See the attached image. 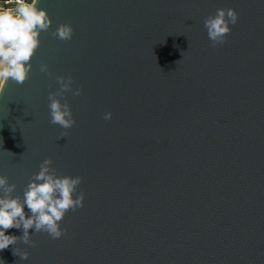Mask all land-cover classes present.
I'll return each instance as SVG.
<instances>
[{
  "label": "water",
  "instance_id": "95a60500",
  "mask_svg": "<svg viewBox=\"0 0 264 264\" xmlns=\"http://www.w3.org/2000/svg\"><path fill=\"white\" fill-rule=\"evenodd\" d=\"M37 7L51 26L29 78L0 94V176L22 198L50 159L57 176L81 178L84 201L62 238L30 229L34 246H9L0 264H264V0ZM219 8L238 20L213 48L203 22ZM61 24L70 40L52 36ZM57 76L81 90L57 97L69 129L50 122Z\"/></svg>",
  "mask_w": 264,
  "mask_h": 264
},
{
  "label": "clouds",
  "instance_id": "9594fccd",
  "mask_svg": "<svg viewBox=\"0 0 264 264\" xmlns=\"http://www.w3.org/2000/svg\"><path fill=\"white\" fill-rule=\"evenodd\" d=\"M6 3L11 7L0 6V94L9 81L19 85L26 82L32 69L31 60L39 47V36L51 26L47 12L37 7L38 0H6ZM237 20L238 14L230 8H219L214 16L204 19V28L213 48L226 43L231 32L230 25L234 26ZM51 34L67 41L71 39L73 29L68 24H61ZM39 70L51 75L45 64H41ZM55 80L59 88L48 95L50 122L69 129L75 124L71 108L66 100L61 103L57 97L63 99L68 92L79 96L81 90L71 87V76H57ZM111 116V113H105L103 119L108 121ZM51 164L50 159L40 164L39 172L30 178L22 198L13 196L16 185L9 184L7 177L0 176V251L18 242L34 246L30 229L33 230L32 235L43 232L54 240L62 238L66 230L60 224L66 213L83 207L84 193L77 192L81 178L57 176ZM10 229L21 230L23 235H6ZM13 255L21 260L28 259V252L18 248Z\"/></svg>",
  "mask_w": 264,
  "mask_h": 264
},
{
  "label": "built area",
  "instance_id": "2783aa9c",
  "mask_svg": "<svg viewBox=\"0 0 264 264\" xmlns=\"http://www.w3.org/2000/svg\"><path fill=\"white\" fill-rule=\"evenodd\" d=\"M0 4L4 5L6 8H7V7H11V5H8V4L6 3V1L0 2Z\"/></svg>",
  "mask_w": 264,
  "mask_h": 264
},
{
  "label": "rangeland",
  "instance_id": "374dc122",
  "mask_svg": "<svg viewBox=\"0 0 264 264\" xmlns=\"http://www.w3.org/2000/svg\"><path fill=\"white\" fill-rule=\"evenodd\" d=\"M0 6H4V5H2V4H0ZM5 7V6H4ZM6 8V7H5Z\"/></svg>",
  "mask_w": 264,
  "mask_h": 264
}]
</instances>
